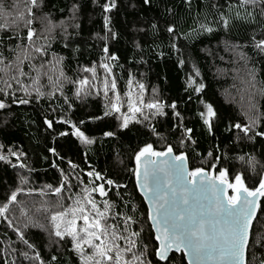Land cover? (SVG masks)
Returning <instances> with one entry per match:
<instances>
[{
  "label": "snow or ice",
  "instance_id": "6c2138e0",
  "mask_svg": "<svg viewBox=\"0 0 264 264\" xmlns=\"http://www.w3.org/2000/svg\"><path fill=\"white\" fill-rule=\"evenodd\" d=\"M89 5L103 23L85 36ZM181 6L186 27L174 4L126 0L141 56L127 61L116 48L119 0H0V264H174L175 253L179 264H264V0ZM202 38L215 77L233 80L239 115L209 96L191 54ZM145 44L184 71V96L149 92L147 73L121 62L147 66ZM86 52L98 59L82 63ZM90 97L102 113L74 118ZM21 108L32 113V156L8 139ZM105 120L113 125L103 138L127 144L128 164L119 149L107 168L89 163L99 138L88 124ZM197 125L222 139L196 152ZM191 153L199 166L190 167ZM41 170L57 175L38 183Z\"/></svg>",
  "mask_w": 264,
  "mask_h": 264
},
{
  "label": "trees",
  "instance_id": "16d2710c",
  "mask_svg": "<svg viewBox=\"0 0 264 264\" xmlns=\"http://www.w3.org/2000/svg\"><path fill=\"white\" fill-rule=\"evenodd\" d=\"M194 4L198 3V0H193ZM121 5L120 12L114 17V27L116 31L122 33V38L119 43L116 45V48L121 50L127 49V61H135L141 59L140 53L138 49L132 47L131 40L133 37V33L131 31V24H126V21H131L135 18L136 12L132 8L124 7L126 0H119ZM162 3L174 4L177 9V20L182 27H186L191 23V18L187 14V11L184 7L181 6V0H162ZM62 6V5H61ZM94 6L89 5V15L92 17L90 23L85 24V36L88 34L89 30L93 31H101L102 29V19L99 15V10L93 11L92 8ZM154 14V13H153ZM87 19V18H86ZM239 35V33H237ZM140 39V37H136ZM212 43L216 42L215 38H211ZM93 43V42H89ZM159 43V41H157ZM166 43V41L164 42ZM208 43V38H202L201 40L195 41L191 46V54L192 59L195 60L200 68L202 75L205 77V82L209 85L207 91L211 99L215 100L219 105H221L222 109L225 112H230L233 115L240 114V104L232 100L229 97L230 89H232L233 80L231 76L228 77H215V69L211 67V61L205 58V54L200 51L204 48ZM153 46L151 44H145V53L143 55V59L148 61L147 66L140 65L137 66L134 63H127L126 60L122 57V63L126 64V67H132L133 71L136 72H146L147 75L144 78L146 84L149 87V92H151V88L153 86L157 87L160 92L164 95L166 99H172L184 96L183 92V84H184V71H181L173 66L172 60H160L155 55L151 53V48ZM98 59V56L94 52H86L83 57H81L82 63H87L89 60ZM223 66V65H221ZM151 69L150 71L148 69ZM258 79L264 80V65L259 66L258 69ZM85 106L76 110L74 118L76 117H84L86 113L101 114L102 113V105L99 102L98 98L90 97L84 102ZM261 104H264V100H261ZM18 114L20 119L15 123L10 125L9 131L10 136L8 139L11 140L14 144L22 145L26 150L29 151V155L32 156V146L35 144V129H29L27 124L24 122L28 120L32 113L31 110L27 108H21L18 110ZM191 116V113L189 114ZM2 120V117H0ZM113 125V122L110 120L105 121H95L90 122L88 124V128L91 131V134L95 135L99 138V142L94 144L91 150L88 151L87 155L89 158V163L95 165L98 169L107 168L109 164L117 163L116 159V150L119 149L121 152V157L124 160L125 164L129 163V152L124 151V148H127V144L123 147L117 144V141L114 139L103 138L102 131L109 130ZM2 126V124H0ZM197 139L199 141V147L196 148V152H205L211 145L219 142L222 138L220 134H217V139H213L212 137L207 136V134L200 135L201 129L199 125L196 126ZM221 132H223V125H221ZM226 136L227 133H224ZM29 137H33L29 139ZM154 139V138H153ZM5 137L0 135V142H3ZM75 142V141H74ZM136 141L133 140L132 144L135 145ZM77 147L81 150V161L83 160V146H80L77 142ZM190 159V167L199 166L201 159L203 157L197 156L196 153H191ZM34 159V156H33ZM2 167V166H0ZM46 167V165H45ZM206 167V165H205ZM9 174L12 173L11 169L7 170ZM111 175V172H109ZM56 173L53 170H49L47 174L41 170L40 172V180L38 183H42L45 181L50 182L53 178L56 177ZM249 175H251L249 173ZM5 183L8 182V177H2ZM129 191H133L131 183L129 184ZM264 200V198H261ZM134 200L136 202H140L142 197L139 193H134ZM255 224V222H254ZM175 262L174 264H179V257L182 255L181 253H175ZM186 264V261H185Z\"/></svg>",
  "mask_w": 264,
  "mask_h": 264
},
{
  "label": "rangeland",
  "instance_id": "374dc122",
  "mask_svg": "<svg viewBox=\"0 0 264 264\" xmlns=\"http://www.w3.org/2000/svg\"><path fill=\"white\" fill-rule=\"evenodd\" d=\"M231 95H229V97L232 99V97H235V99H232V100H235V101H239L240 100V97L239 95L236 93V91L232 88L230 89V92Z\"/></svg>",
  "mask_w": 264,
  "mask_h": 264
},
{
  "label": "water",
  "instance_id": "95a60500",
  "mask_svg": "<svg viewBox=\"0 0 264 264\" xmlns=\"http://www.w3.org/2000/svg\"><path fill=\"white\" fill-rule=\"evenodd\" d=\"M180 254V253H179Z\"/></svg>",
  "mask_w": 264,
  "mask_h": 264
}]
</instances>
